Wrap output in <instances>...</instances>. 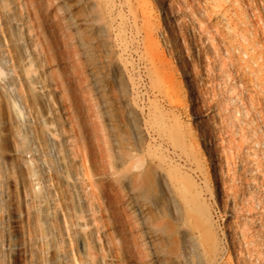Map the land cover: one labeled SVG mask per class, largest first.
<instances>
[{
  "label": "rangeland",
  "instance_id": "1",
  "mask_svg": "<svg viewBox=\"0 0 264 264\" xmlns=\"http://www.w3.org/2000/svg\"><path fill=\"white\" fill-rule=\"evenodd\" d=\"M0 264H264V0H0Z\"/></svg>",
  "mask_w": 264,
  "mask_h": 264
}]
</instances>
